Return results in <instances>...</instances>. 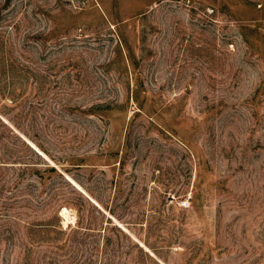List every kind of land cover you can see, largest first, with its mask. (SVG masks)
Instances as JSON below:
<instances>
[{"label": "rangeland", "instance_id": "1", "mask_svg": "<svg viewBox=\"0 0 264 264\" xmlns=\"http://www.w3.org/2000/svg\"><path fill=\"white\" fill-rule=\"evenodd\" d=\"M0 264H264V0H0Z\"/></svg>", "mask_w": 264, "mask_h": 264}, {"label": "bare ground", "instance_id": "2", "mask_svg": "<svg viewBox=\"0 0 264 264\" xmlns=\"http://www.w3.org/2000/svg\"><path fill=\"white\" fill-rule=\"evenodd\" d=\"M65 212H66V210H64V211L62 212V214L65 215Z\"/></svg>", "mask_w": 264, "mask_h": 264}]
</instances>
